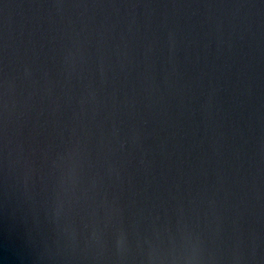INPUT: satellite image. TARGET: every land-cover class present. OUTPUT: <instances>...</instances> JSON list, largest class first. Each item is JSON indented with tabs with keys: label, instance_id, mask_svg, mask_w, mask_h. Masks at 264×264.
Instances as JSON below:
<instances>
[{
	"label": "water",
	"instance_id": "water-1",
	"mask_svg": "<svg viewBox=\"0 0 264 264\" xmlns=\"http://www.w3.org/2000/svg\"><path fill=\"white\" fill-rule=\"evenodd\" d=\"M0 264H264V0H0Z\"/></svg>",
	"mask_w": 264,
	"mask_h": 264
}]
</instances>
